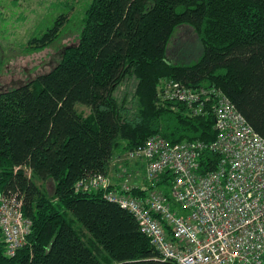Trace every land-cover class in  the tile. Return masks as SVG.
<instances>
[{"label":"trees","instance_id":"trees-1","mask_svg":"<svg viewBox=\"0 0 264 264\" xmlns=\"http://www.w3.org/2000/svg\"><path fill=\"white\" fill-rule=\"evenodd\" d=\"M66 20L31 39L29 50L52 44ZM182 25L203 46L189 66L168 57ZM131 78L136 90L121 99L118 90ZM162 81L219 89L264 138V0H93L77 44L49 73L0 90V196L22 198L32 223L13 257L0 227V264H177L163 261L134 216L106 198L118 184L85 189L96 177L109 179L116 156L128 157L153 136L172 144L215 141V102L190 117L185 105L160 102ZM205 158L204 171L215 169L218 156ZM132 163L143 167L128 158L124 165ZM171 179L157 183L169 198ZM37 182H52L54 194ZM151 189L146 182L130 194Z\"/></svg>","mask_w":264,"mask_h":264},{"label":"built area","instance_id":"built-area-1","mask_svg":"<svg viewBox=\"0 0 264 264\" xmlns=\"http://www.w3.org/2000/svg\"><path fill=\"white\" fill-rule=\"evenodd\" d=\"M163 84L160 102L183 104L190 117L203 116L214 101L217 137L211 143L179 144L151 137L127 158L142 163L143 180L153 189L145 197H136L130 194L133 185L123 181L118 191L106 198L134 216L163 261L264 264V138L219 89H187L169 81ZM208 153L219 160L215 169L204 171L209 165ZM170 174L171 198L157 188ZM109 182L96 177L85 189H105ZM31 226L23 214V199L1 195L0 227L7 256L16 255Z\"/></svg>","mask_w":264,"mask_h":264},{"label":"rangeland","instance_id":"rangeland-1","mask_svg":"<svg viewBox=\"0 0 264 264\" xmlns=\"http://www.w3.org/2000/svg\"><path fill=\"white\" fill-rule=\"evenodd\" d=\"M92 1L0 0V88L12 89L35 80L39 75L49 73L59 63L65 50L77 44L86 12ZM61 16H66L67 20L58 38L45 49L29 50L30 40L41 38ZM202 52L203 46L192 27L182 25L176 29L168 49V57L172 63L192 65ZM126 83L118 90V97L121 99L124 96L130 98L136 90L135 78H131ZM161 87L165 89L163 81ZM77 108L85 117L91 113L87 107L78 105ZM126 158L121 154L115 157L109 185L114 186L128 181L129 185L137 183L143 186L144 175L139 171L140 169H137L134 176H131L130 172L123 171ZM27 172L30 176V172ZM37 185L48 195L54 194L52 182L46 184L37 182ZM79 225V223L73 224L77 230H80ZM80 231L87 241H92L86 230Z\"/></svg>","mask_w":264,"mask_h":264},{"label":"crops","instance_id":"crops-1","mask_svg":"<svg viewBox=\"0 0 264 264\" xmlns=\"http://www.w3.org/2000/svg\"><path fill=\"white\" fill-rule=\"evenodd\" d=\"M124 166H125V167H123L124 170L123 169L122 170L125 171L126 173L130 172L132 174L131 176H134L136 174L137 169H140L139 171L142 173L141 168L139 167V165L137 163H132L128 167L126 165H124ZM129 178L131 179V177H129ZM145 183L146 182L143 180V184H145ZM132 185L139 186V185H137V183H133Z\"/></svg>","mask_w":264,"mask_h":264},{"label":"flooded vegetation","instance_id":"flooded-vegetation-1","mask_svg":"<svg viewBox=\"0 0 264 264\" xmlns=\"http://www.w3.org/2000/svg\"><path fill=\"white\" fill-rule=\"evenodd\" d=\"M0 81H1V79H0ZM0 83H1V82H0ZM0 90H4V89L0 88Z\"/></svg>","mask_w":264,"mask_h":264}]
</instances>
